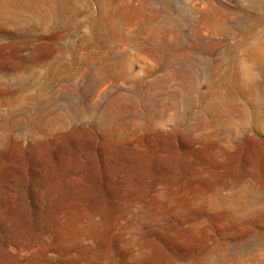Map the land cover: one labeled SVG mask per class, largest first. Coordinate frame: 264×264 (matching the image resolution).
<instances>
[{"label": "rangeland", "instance_id": "1", "mask_svg": "<svg viewBox=\"0 0 264 264\" xmlns=\"http://www.w3.org/2000/svg\"><path fill=\"white\" fill-rule=\"evenodd\" d=\"M115 2L110 20L123 10L131 20L103 36L91 27L99 0H69L57 19L41 0H0V264H264V126L252 109L235 137L177 123L169 108L150 114L142 100L163 109L179 86H149L167 70L136 46L147 35L131 15L162 2ZM170 5L184 32L217 42L213 60L240 38L236 26L264 18V0ZM213 5L229 33L202 19ZM259 44L262 24L248 39ZM108 47L130 58L129 78L100 81V64L88 66ZM204 90L202 80L192 111Z\"/></svg>", "mask_w": 264, "mask_h": 264}, {"label": "bare ground", "instance_id": "2", "mask_svg": "<svg viewBox=\"0 0 264 264\" xmlns=\"http://www.w3.org/2000/svg\"><path fill=\"white\" fill-rule=\"evenodd\" d=\"M68 1L41 0L51 19L60 17L63 6ZM99 2L102 8H105L104 14L92 20L91 27H98L103 36L114 35L124 21L131 20L129 16L131 10H123L118 18L119 22L110 20L117 13L119 3L115 0H99ZM161 2L162 9H156L153 5L144 2L141 8L133 10L132 18L143 19L137 27V33L147 35L146 37L137 36L134 42L140 50L154 59L157 67H164L167 70L164 79H155L149 86L154 87L163 81L169 83L174 77L179 89L176 88L169 94L170 105H165L163 109L151 108L156 106L153 97L142 100L140 105L148 108L150 114L157 113L160 116L164 114L165 108H169L170 117L177 123L188 125L193 118L196 121L195 127L211 128L216 135L227 133L229 137H235L238 130L245 126L249 109L255 111L254 121L264 126V44H259L262 47L260 52L258 45H248V39L254 35L256 26L264 25V18L260 17L257 22L236 26L240 32V38L237 41L226 42L224 49L218 53L216 60H213L212 50L217 42L201 38L198 29L184 32L182 26L187 23L185 18L174 19L170 14V0H161ZM212 10L214 12L212 20L208 12L202 14V19L216 30H222L225 34L229 33L222 19L221 9L213 5ZM172 30L175 33L174 39L166 36ZM238 47L243 52L240 60H238ZM108 51L107 58L97 56L88 66L100 64L97 69L100 81L129 78L130 58L117 62L112 49L108 47ZM215 61L225 68L222 66L214 68ZM256 68L259 69L261 79L256 78L254 73ZM115 69H118L116 73ZM89 80L98 81L96 77ZM202 80L206 84V90L201 92L203 105L194 112L192 110L197 102V86H201ZM237 83L241 88V94L251 95V100L242 98ZM161 93H163L162 90L156 92L159 95ZM128 98L129 94H125L124 99ZM132 107L137 108L135 104Z\"/></svg>", "mask_w": 264, "mask_h": 264}]
</instances>
